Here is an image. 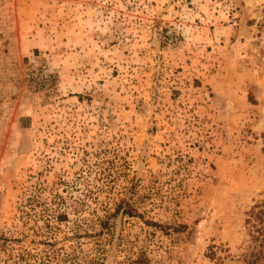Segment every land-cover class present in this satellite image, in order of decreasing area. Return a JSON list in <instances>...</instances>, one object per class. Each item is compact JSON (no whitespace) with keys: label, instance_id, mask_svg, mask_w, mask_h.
Wrapping results in <instances>:
<instances>
[{"label":"rangeland","instance_id":"rangeland-1","mask_svg":"<svg viewBox=\"0 0 264 264\" xmlns=\"http://www.w3.org/2000/svg\"><path fill=\"white\" fill-rule=\"evenodd\" d=\"M263 202L264 0H0V264H264Z\"/></svg>","mask_w":264,"mask_h":264},{"label":"trees","instance_id":"trees-1","mask_svg":"<svg viewBox=\"0 0 264 264\" xmlns=\"http://www.w3.org/2000/svg\"><path fill=\"white\" fill-rule=\"evenodd\" d=\"M255 222L258 224H261L260 229H257L258 236H261V242L260 244H264V202L259 204L258 206H255L248 214V219L246 220V224L251 227V229L256 230ZM262 246V245H260ZM260 258H264L262 253H258L254 260H259ZM252 262V263H253Z\"/></svg>","mask_w":264,"mask_h":264}]
</instances>
